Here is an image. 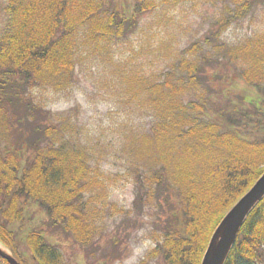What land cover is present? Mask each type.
<instances>
[{
    "label": "rangeland",
    "instance_id": "374dc122",
    "mask_svg": "<svg viewBox=\"0 0 264 264\" xmlns=\"http://www.w3.org/2000/svg\"><path fill=\"white\" fill-rule=\"evenodd\" d=\"M77 1L94 13L71 40L74 70L43 79L32 71L14 75L7 114L13 129L6 138L0 124V146L11 147L21 135L15 144L26 156L48 148L79 152L102 180L82 194L94 221L92 238L82 243L64 230L51 235L62 250L60 264H166L163 237L176 224L178 197L172 191L167 204L147 180L160 164L153 143L173 118L211 119L216 108L229 109V96L249 103L255 97L240 65L226 56L264 34V0ZM11 5L0 0V38ZM31 210V223L47 227L45 209L36 202ZM22 227L11 229L23 257L35 264Z\"/></svg>",
    "mask_w": 264,
    "mask_h": 264
},
{
    "label": "trees",
    "instance_id": "16d2710c",
    "mask_svg": "<svg viewBox=\"0 0 264 264\" xmlns=\"http://www.w3.org/2000/svg\"><path fill=\"white\" fill-rule=\"evenodd\" d=\"M11 4L7 30L0 38V124L6 125V138L12 128L7 114L13 106L10 85L14 75L32 71L43 79L71 74L76 26L93 22L94 13L91 5L82 6L77 0H11ZM117 29L124 31L122 21ZM105 30L110 32V26ZM67 42L69 47H65ZM226 58L240 65V76L255 95L251 102L229 96L228 110L216 108L214 118L189 122L178 116L154 139L151 151L159 156L160 164L149 171L147 180L152 188L158 186L167 204L172 191L178 197V205L172 208L176 224L163 237L166 264H201L225 213L264 173V34L231 48ZM18 102L22 104L23 99ZM13 138L17 141L11 147L0 146V240L21 263L30 264L11 229L23 224L32 262L60 264L62 250L51 235L64 230L82 243L92 238L94 221L82 194L89 185L103 182L91 175L82 153L48 148L30 157L16 145L21 135ZM28 139L34 144L35 139ZM36 202L49 216L47 227L46 221L42 227L31 223ZM262 262L264 198L247 217L225 264ZM0 264L10 263L0 256Z\"/></svg>",
    "mask_w": 264,
    "mask_h": 264
},
{
    "label": "water",
    "instance_id": "95a60500",
    "mask_svg": "<svg viewBox=\"0 0 264 264\" xmlns=\"http://www.w3.org/2000/svg\"><path fill=\"white\" fill-rule=\"evenodd\" d=\"M263 198L264 173L221 219L210 238L201 264L226 263L247 217ZM0 256L10 264H23L1 244Z\"/></svg>",
    "mask_w": 264,
    "mask_h": 264
},
{
    "label": "bare ground",
    "instance_id": "6f19581e",
    "mask_svg": "<svg viewBox=\"0 0 264 264\" xmlns=\"http://www.w3.org/2000/svg\"><path fill=\"white\" fill-rule=\"evenodd\" d=\"M1 244V243H0Z\"/></svg>",
    "mask_w": 264,
    "mask_h": 264
}]
</instances>
